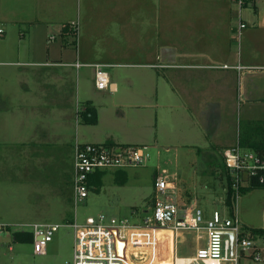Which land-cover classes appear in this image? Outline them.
<instances>
[{
  "label": "crops",
  "instance_id": "1",
  "mask_svg": "<svg viewBox=\"0 0 264 264\" xmlns=\"http://www.w3.org/2000/svg\"><path fill=\"white\" fill-rule=\"evenodd\" d=\"M262 2L245 0L238 7V0H199L209 10L197 15L196 0H0V184L6 178L11 183V169L27 171L19 170L20 160H8L6 146L13 150L32 143L31 223L61 224L46 215L52 212L66 223L77 221L72 215L77 143L147 145L178 153V146H193L187 142L196 130L190 128L196 125L190 104L201 101L206 114L214 88L220 90L216 100L221 101V116L205 117L199 130L205 137L220 132L222 149L237 145L239 128L230 133L226 126L230 108L236 100L264 102V58L256 46L264 34ZM219 4L222 8H214ZM186 5L190 13L181 14ZM233 17L238 18L237 26ZM181 21L193 27L188 44L180 40ZM240 21L246 24L242 29ZM238 27L239 36L247 38L246 51L244 45L235 50L233 30ZM77 61L106 63L108 69L141 68V74L146 69L149 75L116 72L110 88L100 90L95 87L94 68L77 66ZM225 63L245 68L240 72L215 67ZM212 68L223 72L214 78ZM85 69L93 72L90 88ZM180 69L190 71L182 74ZM20 128H32V137L18 135ZM176 139L187 140L172 147L170 142ZM101 171L91 175L90 186L99 187ZM19 233L26 237L25 231ZM165 235H171L170 243L164 241ZM160 248L164 249L160 263L168 254L173 261L172 230H162ZM191 257L175 260L186 264Z\"/></svg>",
  "mask_w": 264,
  "mask_h": 264
},
{
  "label": "rangeland",
  "instance_id": "2",
  "mask_svg": "<svg viewBox=\"0 0 264 264\" xmlns=\"http://www.w3.org/2000/svg\"><path fill=\"white\" fill-rule=\"evenodd\" d=\"M198 1L196 0L197 6H195L197 15L199 13L204 15L205 8L207 11L209 10L208 5H200ZM262 1L264 3V0ZM222 5L219 4L214 6V8H222ZM167 7L169 5L164 6L166 12ZM238 7H240L239 4ZM189 13V6H184L181 14L188 15ZM233 21L234 26H237L238 18L234 19L233 17ZM186 22L181 21L182 33L185 35L182 34L180 40L184 44H188V31L193 30L192 25L188 27ZM201 24L202 22L198 25L201 26ZM213 29L216 30L218 27L214 26ZM233 33L237 37L235 50L239 51V46L244 45V51H246V46H249L246 41L247 38L242 36V34L239 36V27L237 30H233ZM204 36L206 38L209 37V30L204 32ZM200 39L198 36L197 41ZM259 42L260 44H256V46L261 47L262 53H260V56L264 58V34H260ZM213 43L214 45L217 44L216 42ZM211 70L214 73V78L223 72L221 68H212ZM85 71L86 85L90 88L93 83V72L88 69H85ZM107 71L110 77H113L116 72L121 73L120 75L123 76L144 77L149 75L146 69L141 74V68L120 69L111 67L107 68ZM189 71L188 69H180L179 73L186 74ZM219 93L220 90L214 88V99L208 103L206 114H204L203 110L201 111V101L197 100L195 106L190 104V112L194 114L196 122V125L190 128H196V130L188 138L187 142L193 143V146H178V153L174 149L165 152L160 147L154 148L150 146L151 159L146 164L118 169L110 168L101 171L98 188H94L89 184V195L87 198L77 203L73 198L72 215L76 214L78 223H86L89 216L97 220L101 214H104L108 219L112 217L118 219L126 218L133 224L141 223L143 218L151 213L154 204L156 193L155 176L164 174V169H167L169 172L177 174V199L180 206L189 205L190 201L194 199L208 218L214 210H219L224 217L237 216L250 232L263 228L264 187L242 188L234 204V212H232L226 202L228 192L227 177L225 176L223 165L225 149L218 145L221 133L213 131L208 133V137H205L199 130V128L204 126L203 121L207 116L212 119L214 114L215 116L217 115L216 118H220L222 113V109H220L221 101L216 100V96ZM235 105L234 108H230L229 116H225L226 126L230 133L234 131V128H244V124L247 121L260 122L264 120L263 101L256 104H248L246 101L236 100ZM224 111L227 112V108ZM213 126L219 129V121L216 122L214 120ZM181 128H186V125L182 124ZM19 131H17L18 135L22 133L23 137H26L25 135L32 137V128H20ZM186 140L179 142L176 139L170 143H174L172 144V147H174L179 145V143L183 144ZM206 145L208 146L205 147ZM158 150H161L164 155H157ZM5 152L8 160H20L18 161L20 168L17 166L19 170L26 168L27 171L23 170L18 173L16 170L11 169L8 171L12 179L11 183L8 181L9 178H6V182L3 185L0 184V264H66L67 261L73 259L75 231L69 225V222L66 223L65 220H61V214L56 212L46 214L50 218L57 219V222H62L61 226L56 230L53 240L48 244L46 254L34 252L32 238L17 239L16 235L18 232L25 231L28 234L30 230L29 227L19 224L22 223L20 221L31 223L35 215L32 213V143L27 147L21 146L13 150L6 146ZM47 168L51 169L50 166H47ZM229 175H232L231 177L234 179L233 173ZM242 182H244L242 187L248 185L247 181L243 180ZM261 236L262 234L253 235V239L258 246L262 245L261 241L264 236ZM193 237L192 233L180 235L177 256L191 257L194 254ZM164 241L170 243L172 241L171 235H165ZM261 247L263 248L264 256V244ZM175 258L176 254L173 257L174 264L177 262ZM163 260L160 263L158 258L152 264H173L169 254ZM149 261L146 260L143 264H147ZM185 261L180 260V263L177 262V264H184ZM131 264L136 263L132 262ZM239 264H264V260L255 262L250 256H241Z\"/></svg>",
  "mask_w": 264,
  "mask_h": 264
},
{
  "label": "built area",
  "instance_id": "3",
  "mask_svg": "<svg viewBox=\"0 0 264 264\" xmlns=\"http://www.w3.org/2000/svg\"><path fill=\"white\" fill-rule=\"evenodd\" d=\"M244 1L238 0L240 7ZM245 25L240 21L241 29ZM76 65L92 66L96 87L100 90L110 88L109 64L77 61ZM215 67H235L240 72L245 68L240 64L232 66L227 63ZM149 149L147 145L77 143L73 182L75 202L88 197L89 179L96 171L146 164L151 159ZM157 152L160 156L161 151ZM224 160L233 173L232 188L237 197L244 183L242 181L249 184L250 179L264 169V156L243 149L238 144L224 150ZM177 179V174L167 169H164V174L155 176L154 204L151 213L139 224H133L126 218L108 219L104 214L97 220L88 218L86 223H70L75 231V244L73 259L66 264H143L146 260H150L147 264H152L164 253L160 247L162 230L165 228L173 232V257L175 254L177 256L180 235L193 234L195 252L187 264H239L241 256H250L255 262L264 260L263 249L255 243L252 232L244 227L237 216L224 217L219 210H214L208 218L194 199L189 205L180 206ZM260 182L264 183L262 175ZM23 225L29 227L33 234L34 252L37 254L47 253L48 244L61 226L39 222Z\"/></svg>",
  "mask_w": 264,
  "mask_h": 264
},
{
  "label": "trees",
  "instance_id": "4",
  "mask_svg": "<svg viewBox=\"0 0 264 264\" xmlns=\"http://www.w3.org/2000/svg\"><path fill=\"white\" fill-rule=\"evenodd\" d=\"M238 145L246 150H253L257 152L258 154L264 156V120H261L260 122L257 121H247L244 124V128H239V135H238ZM224 165V173L226 174L225 176L227 177V199L226 202L228 206L231 208V211L234 212V204L236 203L237 195L235 191L232 188L234 179L229 175L231 174L230 170L226 166L225 160L223 162ZM259 173L255 176H253L249 184L246 187H241L242 188H254V187H264V183L260 182V176H264V169L258 171ZM92 176L89 179V184ZM264 233V229H255L252 231V234H262ZM21 233H17L16 237L17 239H24L20 237ZM32 238L34 240L33 234L28 233L26 234L25 238Z\"/></svg>",
  "mask_w": 264,
  "mask_h": 264
},
{
  "label": "bare ground",
  "instance_id": "5",
  "mask_svg": "<svg viewBox=\"0 0 264 264\" xmlns=\"http://www.w3.org/2000/svg\"><path fill=\"white\" fill-rule=\"evenodd\" d=\"M164 230H171V229H170V228H165ZM189 261H190V260H189ZM189 261H188V262H189ZM188 262H187V263H188ZM187 263H186V264H187Z\"/></svg>",
  "mask_w": 264,
  "mask_h": 264
}]
</instances>
